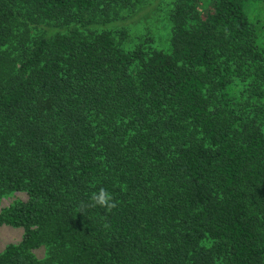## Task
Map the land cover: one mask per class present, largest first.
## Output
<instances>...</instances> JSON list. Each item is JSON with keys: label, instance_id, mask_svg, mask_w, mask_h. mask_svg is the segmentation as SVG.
<instances>
[{"label": "trees", "instance_id": "trees-1", "mask_svg": "<svg viewBox=\"0 0 264 264\" xmlns=\"http://www.w3.org/2000/svg\"><path fill=\"white\" fill-rule=\"evenodd\" d=\"M142 1L0 0V202L26 196L0 211L24 232L0 264H264V32L246 11L264 0H170L167 48L126 50L107 28Z\"/></svg>", "mask_w": 264, "mask_h": 264}, {"label": "rangeland", "instance_id": "rangeland-1", "mask_svg": "<svg viewBox=\"0 0 264 264\" xmlns=\"http://www.w3.org/2000/svg\"><path fill=\"white\" fill-rule=\"evenodd\" d=\"M170 0H143L137 4L134 11H123L120 17L114 21L107 30L115 34L124 31L131 42L123 43V48L132 50L139 41L152 42L151 46L156 49L167 48L169 31L167 26V13ZM247 15L250 21L258 24L264 32V1H253L247 7ZM151 40V41H150ZM149 44V46H150ZM226 95L230 99L234 109H239V104L246 101V85L238 80H233L226 89ZM23 193H15L0 202V211L7 208L15 201H25ZM22 228L0 226V253L9 245H19L23 238ZM37 259L42 260L45 256L44 248L33 251Z\"/></svg>", "mask_w": 264, "mask_h": 264}, {"label": "clouds", "instance_id": "clouds-1", "mask_svg": "<svg viewBox=\"0 0 264 264\" xmlns=\"http://www.w3.org/2000/svg\"><path fill=\"white\" fill-rule=\"evenodd\" d=\"M90 201L93 206H98L110 210L115 206L112 193L105 187H98L95 191L90 194Z\"/></svg>", "mask_w": 264, "mask_h": 264}]
</instances>
